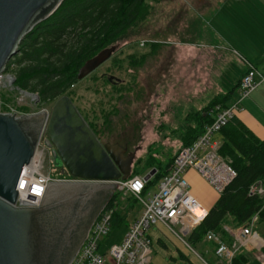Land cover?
Instances as JSON below:
<instances>
[{"label":"rangeland","instance_id":"1","mask_svg":"<svg viewBox=\"0 0 264 264\" xmlns=\"http://www.w3.org/2000/svg\"><path fill=\"white\" fill-rule=\"evenodd\" d=\"M222 1L146 0L147 12L115 42L119 47L113 58L74 87V103L102 142L118 143L127 152H136L133 168L150 154L158 158L163 168L169 162L171 165L178 149L187 141L188 128L195 125V113L219 91L213 81L219 68L216 72L209 70L207 30L211 25L207 3ZM199 40L205 43L200 44ZM218 62L222 61L217 59ZM104 72L119 77L121 89L102 77ZM2 82L5 81L0 80V104L4 108L11 105L31 114L42 110L51 112L55 100L41 102L38 98L33 102L30 96H24L16 88L11 91L14 87H5ZM43 171L55 178L64 175L48 153ZM157 190L158 184L152 185L143 196L146 199ZM120 193L117 209L126 220L105 236L104 249L120 242L135 216L144 209L131 192ZM149 234L154 255L167 264H213L201 247L186 241L187 235L182 240L160 224L153 225Z\"/></svg>","mask_w":264,"mask_h":264},{"label":"water","instance_id":"2","mask_svg":"<svg viewBox=\"0 0 264 264\" xmlns=\"http://www.w3.org/2000/svg\"><path fill=\"white\" fill-rule=\"evenodd\" d=\"M63 0H0V76L36 23ZM112 45L79 69L82 80L110 59ZM109 80L121 79L111 75ZM54 165L83 181L48 182L37 207H16L17 185L30 164L44 124ZM136 152L118 143H102L68 95L59 97L50 114L0 111V264H70L91 224L118 183L132 175ZM157 172L153 168L148 180Z\"/></svg>","mask_w":264,"mask_h":264},{"label":"trees","instance_id":"3","mask_svg":"<svg viewBox=\"0 0 264 264\" xmlns=\"http://www.w3.org/2000/svg\"><path fill=\"white\" fill-rule=\"evenodd\" d=\"M145 1L63 0L49 18L35 25L25 36L19 45V53L8 63V70L16 77L15 85L37 93L41 102L56 101L63 95L72 99L74 87L81 82L79 69L88 59L125 36L144 17L147 12ZM119 84L115 83L114 87L121 89ZM231 93L216 96L195 113V125L188 128L183 146L191 144L207 125L213 123L216 106L227 107ZM218 133L223 138L218 152L237 175L221 192L216 206L206 218L186 236V241L194 247L204 243L210 231L230 243L233 239L225 226L240 227L255 215L258 216L256 224H264V196L251 191L259 181L264 185V139L257 137L236 116ZM158 162V158L150 154L132 169L131 177L148 174L157 168L147 180L143 193L158 184L170 167V162L165 168ZM62 177L71 176L66 171ZM120 194L116 190L106 203L107 209L114 210L111 229L122 226L126 220L117 209ZM262 252L264 254V247ZM245 259L239 254L234 264H243Z\"/></svg>","mask_w":264,"mask_h":264},{"label":"built area","instance_id":"4","mask_svg":"<svg viewBox=\"0 0 264 264\" xmlns=\"http://www.w3.org/2000/svg\"><path fill=\"white\" fill-rule=\"evenodd\" d=\"M144 45V42L142 43ZM244 73L240 82V97L230 106H216L215 120L205 127L204 132L191 144L182 146L173 159L167 173L158 183V190L149 194L145 199L143 191L147 182L146 177L136 175L127 180H114L118 183L116 190L131 192L139 199L144 209L141 215L129 226L128 231L120 242L110 244L104 249V238L111 231L114 210L107 209L106 205L91 224L87 237L82 243L77 255L70 264H151L154 257L153 239L149 230L153 225L160 224L170 229L182 240L209 214L198 199L193 195L191 185L187 179L189 169L195 168L200 174L215 187L220 193L236 177L237 172L219 154L220 143L215 135L225 126L235 113L241 109L242 100L248 97L261 83L264 82V72L259 71L253 64ZM8 66V65H7ZM15 74L8 70L0 76L3 86L11 85L18 89L24 96H30L36 102L37 93L28 92L15 85ZM20 101L24 98L19 97ZM3 113L15 114L20 117L25 114L18 108L8 105L5 108L0 104ZM46 111L50 114V111ZM37 113V112H36ZM46 123L41 131L35 154L24 171L17 185L18 196L16 207H37L45 194L48 182L54 181H83L75 177H52L43 171V163L49 148L46 145ZM251 191L264 196V185L261 181L254 184ZM258 221L255 215L240 229L230 230L233 235L231 243L223 240L220 234L212 231L206 235V240L214 242L218 264H233L242 247L250 243L260 247L258 233L254 227ZM178 227V230L176 229ZM228 231V229L225 227Z\"/></svg>","mask_w":264,"mask_h":264},{"label":"crops","instance_id":"5","mask_svg":"<svg viewBox=\"0 0 264 264\" xmlns=\"http://www.w3.org/2000/svg\"><path fill=\"white\" fill-rule=\"evenodd\" d=\"M207 4V14L210 19L208 22L211 25L210 30L206 29L209 34V42H207L209 45V70L215 69L216 72V68H219L217 74L213 75V81L217 86L215 87L219 88V91L209 102L218 95H224L232 91L226 103L230 106L240 97V82L249 68L248 63L264 72V0H223L222 2ZM204 43L200 41V44ZM217 59L222 62L217 63ZM240 106L241 109L235 113V116L257 137L264 139V82L243 99ZM215 139L220 144L223 141L219 133L215 135ZM186 176L193 195L203 208L209 210L221 193L218 194L214 189L215 187L195 168L189 169ZM142 211L135 216L133 221L141 215ZM225 227L233 239L230 230L240 229L242 226L237 228ZM254 230L260 237L257 240L260 247H255L251 243L242 247L240 254L246 257L243 264H264V254L262 252L264 247V224H256ZM198 247H201L211 257L213 264H218L214 253V242H210L205 238L204 243L199 244ZM156 260L159 264H167L165 260L154 255L153 261ZM206 264L211 263L206 262Z\"/></svg>","mask_w":264,"mask_h":264},{"label":"flooded vegetation","instance_id":"6","mask_svg":"<svg viewBox=\"0 0 264 264\" xmlns=\"http://www.w3.org/2000/svg\"><path fill=\"white\" fill-rule=\"evenodd\" d=\"M54 13V12H53ZM52 13V14H53ZM51 14V15H52ZM50 15V16H51ZM50 16H48L47 18H49ZM47 18H45V19H42L41 21H39L38 23H36V25H38V24H40L41 22H43L44 20H46ZM112 45H117L118 47H119V45L116 43V44H112ZM118 49V48H117ZM18 53H19V51H18ZM115 54V53H114ZM114 54H113V56H114ZM113 56L110 58V59H108L106 62H108L109 60H111L112 58H113ZM105 62V63H106ZM105 63H103L102 65H104ZM101 65V66H102ZM101 66H99L95 71H97L98 69H100V67ZM95 71H93L91 74H93ZM90 74V75H91ZM111 75H113V74H109L108 72H104V73H102V77H105V78H107L108 79V81L109 82H112V81H110L109 80V77L111 76ZM89 76V75H88ZM113 83V82H112ZM119 83V82H118ZM84 116V115H83ZM84 118H85V116H84ZM86 119V118H85ZM86 121L89 123V125L91 126V124H90V122L86 119ZM91 128L94 130V128L91 126ZM94 132H95V130H94ZM96 133V132H95ZM96 135H97V133H96ZM98 136V135H97ZM98 138H99V136H98ZM100 139V138H99ZM101 140V139H100ZM101 142H102V140H101ZM102 143H104V142H102ZM129 152H127V154H128ZM49 155L51 156V158H52V162H53V164H54V158H53V155H52V150L51 149H49ZM61 168V170H62V172L65 174L66 173V169L64 168V167H60ZM63 182H67V181H63Z\"/></svg>","mask_w":264,"mask_h":264},{"label":"bare ground","instance_id":"7","mask_svg":"<svg viewBox=\"0 0 264 264\" xmlns=\"http://www.w3.org/2000/svg\"><path fill=\"white\" fill-rule=\"evenodd\" d=\"M188 179V178H187ZM189 181V180H188Z\"/></svg>","mask_w":264,"mask_h":264}]
</instances>
